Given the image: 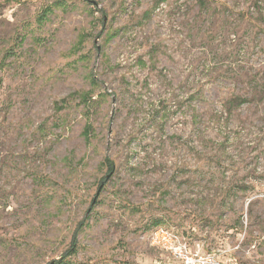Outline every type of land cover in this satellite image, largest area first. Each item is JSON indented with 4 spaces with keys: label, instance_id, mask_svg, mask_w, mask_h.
<instances>
[{
    "label": "rangeland",
    "instance_id": "374dc122",
    "mask_svg": "<svg viewBox=\"0 0 264 264\" xmlns=\"http://www.w3.org/2000/svg\"><path fill=\"white\" fill-rule=\"evenodd\" d=\"M208 4L0 0V264H264V0Z\"/></svg>",
    "mask_w": 264,
    "mask_h": 264
},
{
    "label": "built area",
    "instance_id": "2783aa9c",
    "mask_svg": "<svg viewBox=\"0 0 264 264\" xmlns=\"http://www.w3.org/2000/svg\"><path fill=\"white\" fill-rule=\"evenodd\" d=\"M150 243L155 249L170 256L174 264H210L213 262L212 256L204 257L190 252L186 244L171 229L164 226H157L152 230Z\"/></svg>",
    "mask_w": 264,
    "mask_h": 264
},
{
    "label": "trees",
    "instance_id": "16d2710c",
    "mask_svg": "<svg viewBox=\"0 0 264 264\" xmlns=\"http://www.w3.org/2000/svg\"><path fill=\"white\" fill-rule=\"evenodd\" d=\"M196 2L201 9L207 10L209 7L208 0H196ZM91 133H92V126L89 123H86L83 129L82 135H83L84 140L87 143L90 142ZM105 163L108 165V170L110 171L112 167V163L108 159H105ZM153 224L155 226L156 225L158 226L159 221L153 222ZM75 251H76V232L73 234L69 248L64 252L62 256V260H57L56 262H54V264H68V261L66 259L72 256L75 253Z\"/></svg>",
    "mask_w": 264,
    "mask_h": 264
},
{
    "label": "water",
    "instance_id": "95a60500",
    "mask_svg": "<svg viewBox=\"0 0 264 264\" xmlns=\"http://www.w3.org/2000/svg\"><path fill=\"white\" fill-rule=\"evenodd\" d=\"M101 187H102V185H100V186H99V188H98V191H97V194H96V195H98L99 191L101 190ZM92 203H94V200H93V202H92ZM51 264H53V263H51Z\"/></svg>",
    "mask_w": 264,
    "mask_h": 264
}]
</instances>
